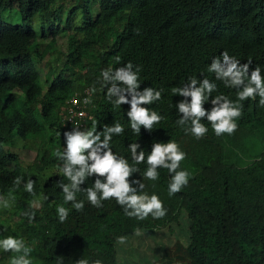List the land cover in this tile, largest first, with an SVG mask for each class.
Masks as SVG:
<instances>
[{"label": "trees", "instance_id": "16d2710c", "mask_svg": "<svg viewBox=\"0 0 264 264\" xmlns=\"http://www.w3.org/2000/svg\"><path fill=\"white\" fill-rule=\"evenodd\" d=\"M59 37L66 38L64 46ZM222 52L240 63L251 61L264 76V0H0V239H23L32 264H122L118 237L161 228L184 213L187 241L175 239L152 264H264V148L255 143L264 137L259 97L240 102L243 115L231 135L216 136L202 121L209 130L197 139L176 124L182 97L172 89L189 77L216 83L212 97L236 100V90L207 70ZM44 59L49 66L41 73ZM128 62L141 69V88L164 90L148 106L164 117L150 133L141 128L134 134L128 106L114 107L106 99L101 71ZM73 95H88L92 118L63 117ZM117 122L124 133L114 135L110 146L130 165L128 145L134 142L146 157L152 143L169 140L185 153L178 170L188 171L190 179L171 197L167 169H158L152 181L144 177L146 163L134 165L140 169L134 177L144 184L138 194L159 197L167 210L161 219L129 218L114 199L93 207L83 192L77 193L82 211L64 203L57 181H68L53 155L63 150L62 132ZM25 145L35 149L26 165L17 150ZM17 176L35 181L33 194L23 183L14 186ZM93 182L89 178L83 187ZM59 206L69 209L63 223ZM25 213L34 219L29 222ZM17 255L0 252V264H11Z\"/></svg>", "mask_w": 264, "mask_h": 264}, {"label": "clouds", "instance_id": "9594fccd", "mask_svg": "<svg viewBox=\"0 0 264 264\" xmlns=\"http://www.w3.org/2000/svg\"><path fill=\"white\" fill-rule=\"evenodd\" d=\"M116 61L119 63L120 57H116ZM207 70L226 88L236 90V100L233 101L223 94L212 97V93L217 91V85L207 78L189 77L188 83L182 87H174L173 95L182 97L176 103L179 113L176 124L182 127L186 135L190 133L197 139L203 138L209 130L202 121L210 124L216 136L234 133L238 127L236 121L243 115V105L240 102L259 97L258 105L264 107V76L259 66L252 68L251 61L240 63L227 52H222L220 57L212 58ZM140 71L141 69L131 62L115 69L101 71L102 81L106 87V99L114 107L128 106L125 115L132 132L136 135H140L141 128L150 133L153 126L164 119L162 115L148 107L162 99L164 90L150 86L141 88ZM76 96L69 98L67 111L63 117L68 121L73 120L74 116L92 118L89 111L92 104L88 95L87 98L77 97L79 107L71 103V99ZM206 103H210L211 107L205 108ZM71 108L73 110H70ZM77 108L82 109L84 114L78 115ZM123 133L124 126L118 122L112 126L105 125L100 130L93 125L91 130H81L77 126L62 132L63 150H57L53 155L61 162L58 168L68 181V183L57 181V186L63 193L64 203H70L77 212L82 211L84 201L77 200V193L83 192L93 207L101 208L102 201L114 199L129 218L143 221L151 216L153 219H161L167 210L157 195L138 194L143 191L144 184L134 177L133 174L140 171L134 165L146 163L144 177L152 181L159 178L158 169H167L170 175L168 194L171 197L180 192L190 179L188 171L178 170L180 162L185 159V153L180 151L176 142L169 140L166 143H152L146 157L140 143L134 142L128 145L133 162L130 165L125 157L114 153L110 146L113 136ZM93 177L92 186L83 187L86 181ZM21 183L24 184L25 191L34 193V180L25 181L20 176L14 178L15 187ZM3 205L7 208L8 202L4 201ZM56 211L59 221L65 222L69 216V209L59 206ZM25 215L29 222L34 219L29 213ZM135 231L137 235L141 233L139 228ZM118 240L123 243L125 238L118 237ZM0 249L5 253L19 254L11 259V264H32L30 259L32 249L23 239L8 235L0 239ZM77 264H87V261L79 260ZM95 264L101 262L96 261Z\"/></svg>", "mask_w": 264, "mask_h": 264}, {"label": "rangeland", "instance_id": "374dc122", "mask_svg": "<svg viewBox=\"0 0 264 264\" xmlns=\"http://www.w3.org/2000/svg\"><path fill=\"white\" fill-rule=\"evenodd\" d=\"M65 37H59L58 41L64 46ZM43 68L41 73L48 70L49 62L42 60ZM259 148H264V137L255 142ZM18 156L24 165L32 161L35 157V149L32 146H21ZM3 205V204H2ZM8 216V214H6ZM189 220L184 213H181L177 222H171L157 229H144L137 235L136 233L124 236L125 241L117 242V258L122 264H152V260L158 257L164 247L169 246L175 239L186 242L188 239L187 227ZM7 255L8 253L3 252Z\"/></svg>", "mask_w": 264, "mask_h": 264}, {"label": "built area", "instance_id": "2783aa9c", "mask_svg": "<svg viewBox=\"0 0 264 264\" xmlns=\"http://www.w3.org/2000/svg\"><path fill=\"white\" fill-rule=\"evenodd\" d=\"M78 98L77 97H73L72 99H71V103L73 104V105H75V107H79V105H78V100H77ZM72 108L75 110V108L72 106ZM70 109V110H73V109ZM76 113L78 114V115H83L84 114V111L82 110V109H78L77 111H76ZM69 118H71V117H69Z\"/></svg>", "mask_w": 264, "mask_h": 264}]
</instances>
